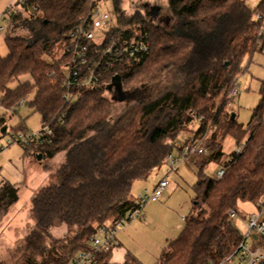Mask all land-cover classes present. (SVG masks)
Returning a JSON list of instances; mask_svg holds the SVG:
<instances>
[{
  "label": "trees",
  "instance_id": "obj_1",
  "mask_svg": "<svg viewBox=\"0 0 264 264\" xmlns=\"http://www.w3.org/2000/svg\"><path fill=\"white\" fill-rule=\"evenodd\" d=\"M112 2L117 22L111 35H147L150 50L142 60L127 59L107 69L97 87L79 88L74 101L64 97L65 51L72 31L99 1L28 0L23 7L35 8L33 15L18 11L10 17L9 54L0 57L2 106L13 110L31 97L27 104L40 115L42 127L52 130L51 144L23 148L24 157L64 154L57 168L43 165L53 179L31 200L34 226L17 249L21 262L70 264L79 252L90 250L101 225L136 206L134 184L148 180L169 153H180L177 138L198 123L192 139L209 154L196 160L193 213L155 264H220L240 241L229 210L237 211L240 203L257 206L264 197V82L247 129L236 113L232 119L228 107L229 94L247 71L244 57L262 52L260 43L264 47V0L254 8L249 0H168L174 23L167 28L139 11L128 15L122 0ZM59 47L63 54L55 59ZM168 75L170 84L158 93L123 102L121 110L104 95L116 76L125 92H135ZM22 77L28 80L9 88ZM12 128L26 131L24 123ZM228 136L237 144L246 141L240 155L223 162ZM219 162L228 167L222 179L205 174L209 164ZM18 200L16 185L0 186V226ZM62 227L65 231L54 238L53 231ZM112 253L101 252L96 264H112ZM122 264L144 263L128 252Z\"/></svg>",
  "mask_w": 264,
  "mask_h": 264
},
{
  "label": "rangeland",
  "instance_id": "obj_2",
  "mask_svg": "<svg viewBox=\"0 0 264 264\" xmlns=\"http://www.w3.org/2000/svg\"><path fill=\"white\" fill-rule=\"evenodd\" d=\"M98 1L101 12H108L115 25L117 21L112 0ZM261 1L249 0V5L254 8ZM148 6L158 8L161 15L169 17V20H166V25L165 23H160L161 25H165L167 28L174 23V20H171L168 0H122V9L128 15L137 11L145 15V11H150ZM22 9V2L0 0V27H3V31L0 33L1 58H6L9 54L5 39L10 26V18L6 17L4 20L2 15L7 10H19V12H22ZM155 23L159 24L158 21ZM110 28L104 29V32H108ZM62 54V48L59 47L54 58L59 59ZM47 59L50 62L53 61L50 57ZM242 66L247 68V71L238 77L236 83L240 86V93L234 98H228V107L230 112L236 113L237 122L247 129L260 100V85L264 82V52L258 50L252 56H245ZM26 80H28L27 77H22L19 81L9 84V88L15 89L20 82ZM171 80V75H168L158 84L146 86L145 88L139 87V90L135 92H125L114 88L112 91L107 89L104 95L115 100L117 102L115 109L121 110L123 102L139 99L146 94H156L170 84ZM31 99L30 97L26 101H22L20 106L13 107V110H7L2 106V94L0 92V146L7 147L8 135L15 132L12 127L18 124L24 123L26 132H39L42 130L40 115L33 113V110L27 104ZM197 128L198 123H195L188 130L183 131L176 140V146L181 147L184 145ZM245 141H242L241 144L245 145ZM238 145L231 136L226 137L223 142V162L228 159ZM38 155L33 154L29 157H24L23 147L19 145L9 146L0 153V186L9 181L16 185L19 195V200L9 209L0 226V264H22L21 251L17 249L22 245L23 238L34 226V221L30 216L31 200L41 187L46 186L53 179V173L45 171L43 165L48 163L52 167L57 168L64 159V154L62 153L53 159L43 156L38 158ZM186 159H188L187 162L182 165L178 172L170 170L168 166L163 165L160 169L153 172L149 180L135 183L133 186L132 195L138 202L140 195H151L155 184H158L164 178L169 185L160 200H151L144 205L142 210L143 218L131 222L135 228L130 233L128 240L132 241L131 245L139 251V257L144 261V264L156 263L161 251L157 253L155 247L159 243H164L165 238H169V240L178 238L185 225L182 217H188L193 213L192 206L195 196L193 186L197 180L198 168L196 160L198 158L188 157ZM221 165L222 163L220 162L209 164L205 168V174L215 179ZM141 186L142 188L140 189ZM237 211L238 217L233 223L238 232L244 234L246 232L245 221L255 211V208L249 203H240ZM244 217L246 218L244 219ZM64 231L65 228L63 227L55 229L53 231L54 238H59Z\"/></svg>",
  "mask_w": 264,
  "mask_h": 264
},
{
  "label": "built area",
  "instance_id": "obj_3",
  "mask_svg": "<svg viewBox=\"0 0 264 264\" xmlns=\"http://www.w3.org/2000/svg\"><path fill=\"white\" fill-rule=\"evenodd\" d=\"M23 6L28 0H17ZM25 13L34 14L35 8L28 7ZM19 11V10H18ZM18 11L7 10L2 15L5 20ZM260 15L255 16L258 20ZM113 20L108 12H101L99 3L95 5L87 19L77 26L71 33V44L66 48V57L63 64L62 85L65 89V99L74 101L80 96L79 88H95L101 81L102 74L107 69L114 67L120 61L127 59L142 60L150 50V41L147 35L131 38L123 37L121 32L118 37L111 35L114 28ZM111 27L108 32L104 29ZM3 27H0V33ZM99 33V34H96ZM264 35V29L261 32ZM259 48L264 52L263 44ZM240 86L235 84L229 99L238 96ZM20 102L17 107L20 106ZM52 130L49 126L42 127L39 132L17 131L8 135L6 145H19L23 148L39 146L52 143ZM0 146V153L5 150ZM244 145L239 144L233 154L228 157L231 162L235 156L243 152ZM209 151L200 145L199 140H192L181 147V152L172 151L165 159L164 165L170 170H176L181 162L188 158H199L207 156ZM228 167L221 165L215 179L224 177ZM168 186L167 180L160 181L154 188L151 195L142 194L138 198L136 206L129 210L121 219L115 222H105L98 229L95 237L90 239L91 249L79 252L70 264H96L97 257L101 252H108L115 249L118 232L130 222L143 218L142 210L144 205L151 200H158L162 197ZM245 221L246 232L240 234V241L231 255L220 264H264V197ZM229 218L234 221L238 217L236 210H229ZM246 217H244L245 219Z\"/></svg>",
  "mask_w": 264,
  "mask_h": 264
},
{
  "label": "crops",
  "instance_id": "obj_4",
  "mask_svg": "<svg viewBox=\"0 0 264 264\" xmlns=\"http://www.w3.org/2000/svg\"><path fill=\"white\" fill-rule=\"evenodd\" d=\"M193 139H192V137L191 138H189L186 142H185V144L186 143H188V142H190V141H192ZM183 146V145H182ZM187 160L188 159H184L182 162H181V164H180V166L175 170V172H178L180 169H181V167H182V165L184 164V163H186L187 162ZM152 175H153V173H152ZM152 175L150 176V178L152 177ZM165 179V178H164ZM149 180V179H148ZM166 180V179H165ZM142 182V181H141ZM138 183V182H137ZM157 186V184H155V186H154V188ZM169 186V185H168ZM142 188V186L140 187V189ZM153 188V189H154ZM147 191V190H146ZM163 195H164V193H163ZM162 195V196H163ZM135 198V197H134ZM162 198V197H161ZM160 198V199H161ZM160 199H158V200H160ZM185 218L186 217H182V220H184L185 221ZM140 224H142V223H140ZM144 226H146V224H144ZM134 226L132 225V223L130 222V224H129V226L127 225L126 227H124L123 229H121L119 232H118V234H117V247L113 250L114 251V253H113V255H112V258H111V263L112 264H122L124 261H125V257H126V254L128 253V252H131L132 254H134L137 258H139L141 261H142V259L139 257V254H138V250H136V249H134L135 247H133V245H131V242L128 240L129 239V237H130V233L132 232V231H134ZM176 239V238H175ZM175 239H171V240H169V238H165V241H164V243H159V245L158 246H156L155 247V250H157L156 252L157 253H159L160 251H161V253H162V250L168 245V243L170 242V241H172V240H175ZM134 241V240H133ZM156 252H154V253H156ZM161 255V254H160ZM160 257V256H159ZM143 263H144V261H142Z\"/></svg>",
  "mask_w": 264,
  "mask_h": 264
},
{
  "label": "water",
  "instance_id": "obj_5",
  "mask_svg": "<svg viewBox=\"0 0 264 264\" xmlns=\"http://www.w3.org/2000/svg\"><path fill=\"white\" fill-rule=\"evenodd\" d=\"M157 10H158V8L157 9H152V12H147V16L153 15L154 14L153 12H155ZM114 88H117L120 91L123 90L121 78L119 76L114 77L112 82H111V84L107 87V89L110 90V91H112ZM234 118H235V113L232 115V119H234ZM41 157H42V155H38V158H41Z\"/></svg>",
  "mask_w": 264,
  "mask_h": 264
},
{
  "label": "flooded vegetation",
  "instance_id": "obj_6",
  "mask_svg": "<svg viewBox=\"0 0 264 264\" xmlns=\"http://www.w3.org/2000/svg\"><path fill=\"white\" fill-rule=\"evenodd\" d=\"M148 7H150V6H148ZM149 9H150V11H145V16L146 17H148L153 22L158 21L159 24L160 23H165V25H166V23H167L166 20H169V17H165V16L161 15L160 12L158 11L159 9L157 11L153 12L154 13V14L152 13L153 15L147 16V12H152V9H157V8L156 7H150Z\"/></svg>",
  "mask_w": 264,
  "mask_h": 264
}]
</instances>
